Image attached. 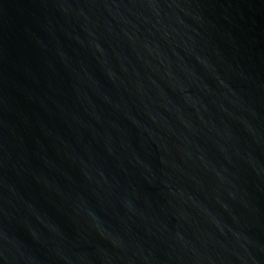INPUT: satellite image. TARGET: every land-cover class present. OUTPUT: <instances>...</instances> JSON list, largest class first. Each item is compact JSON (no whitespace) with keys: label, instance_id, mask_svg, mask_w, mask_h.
<instances>
[{"label":"water","instance_id":"95a60500","mask_svg":"<svg viewBox=\"0 0 264 264\" xmlns=\"http://www.w3.org/2000/svg\"><path fill=\"white\" fill-rule=\"evenodd\" d=\"M0 264H264V0H0Z\"/></svg>","mask_w":264,"mask_h":264}]
</instances>
